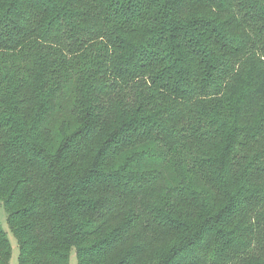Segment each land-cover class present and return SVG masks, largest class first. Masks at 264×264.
<instances>
[{
    "label": "trees",
    "instance_id": "obj_1",
    "mask_svg": "<svg viewBox=\"0 0 264 264\" xmlns=\"http://www.w3.org/2000/svg\"><path fill=\"white\" fill-rule=\"evenodd\" d=\"M0 202L21 264H264V0H0Z\"/></svg>",
    "mask_w": 264,
    "mask_h": 264
},
{
    "label": "rangeland",
    "instance_id": "obj_2",
    "mask_svg": "<svg viewBox=\"0 0 264 264\" xmlns=\"http://www.w3.org/2000/svg\"><path fill=\"white\" fill-rule=\"evenodd\" d=\"M0 225L3 228V230L7 233L9 241H10V245H11L12 254H11V259H10L9 264H21V253L19 249V244H18L16 237L14 236V234L12 233L10 229L8 219H7V214H6V211H5V208L2 202H0ZM70 264H79L75 249H73L71 252Z\"/></svg>",
    "mask_w": 264,
    "mask_h": 264
}]
</instances>
